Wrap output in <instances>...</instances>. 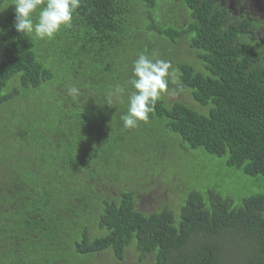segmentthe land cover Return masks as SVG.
Here are the masks:
<instances>
[{
    "label": "trees",
    "instance_id": "trees-1",
    "mask_svg": "<svg viewBox=\"0 0 264 264\" xmlns=\"http://www.w3.org/2000/svg\"><path fill=\"white\" fill-rule=\"evenodd\" d=\"M12 3L0 0V264H264V195L236 206L186 166L204 148L264 178L253 14L218 0H81L71 27L38 40L16 32ZM139 54L174 75L126 130ZM159 177L174 204L146 210L140 194Z\"/></svg>",
    "mask_w": 264,
    "mask_h": 264
},
{
    "label": "clouds",
    "instance_id": "clouds-1",
    "mask_svg": "<svg viewBox=\"0 0 264 264\" xmlns=\"http://www.w3.org/2000/svg\"><path fill=\"white\" fill-rule=\"evenodd\" d=\"M15 6L14 28L16 32L34 35L38 40H51L62 28L71 27L73 16L81 0H13ZM35 14V19H34ZM171 64L162 59L139 54L132 62L127 112L120 119L126 130L147 122L161 95L168 89ZM125 89L117 85L109 94L106 104L113 105L112 97L119 99ZM69 93L76 95L79 89L72 87Z\"/></svg>",
    "mask_w": 264,
    "mask_h": 264
},
{
    "label": "rangeland",
    "instance_id": "rangeland-1",
    "mask_svg": "<svg viewBox=\"0 0 264 264\" xmlns=\"http://www.w3.org/2000/svg\"><path fill=\"white\" fill-rule=\"evenodd\" d=\"M192 158L187 161L186 166H190L194 172L198 171V178L195 181V187L206 190L212 188L222 196H226L232 200L234 205H239L242 198L255 195H264V178L261 175L246 174L241 168L233 167L226 164L225 157L210 155L204 148L191 149ZM189 170L180 171L179 182L185 181L190 175ZM158 182L152 181L151 190L147 193L140 194L142 207L146 210L160 208L163 204H174L175 196H171L170 190L167 189L168 184L164 182L160 184L162 178H158ZM164 185V187H162ZM189 188V187H188ZM128 256H131L129 252ZM122 264H138L135 259H128Z\"/></svg>",
    "mask_w": 264,
    "mask_h": 264
},
{
    "label": "flooded vegetation",
    "instance_id": "flooded-vegetation-1",
    "mask_svg": "<svg viewBox=\"0 0 264 264\" xmlns=\"http://www.w3.org/2000/svg\"><path fill=\"white\" fill-rule=\"evenodd\" d=\"M227 11L235 17L252 13L245 38L253 41V45L264 49V0H218ZM253 37H252V36ZM262 60L264 61V52Z\"/></svg>",
    "mask_w": 264,
    "mask_h": 264
}]
</instances>
